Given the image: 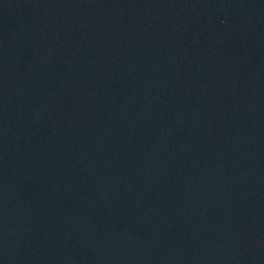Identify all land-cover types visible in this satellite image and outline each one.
Here are the masks:
<instances>
[{
    "label": "water",
    "instance_id": "1",
    "mask_svg": "<svg viewBox=\"0 0 264 264\" xmlns=\"http://www.w3.org/2000/svg\"><path fill=\"white\" fill-rule=\"evenodd\" d=\"M0 264H264V0H0Z\"/></svg>",
    "mask_w": 264,
    "mask_h": 264
}]
</instances>
